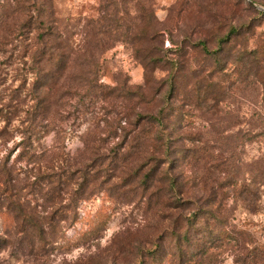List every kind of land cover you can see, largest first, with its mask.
Wrapping results in <instances>:
<instances>
[{"label": "rangeland", "instance_id": "rangeland-1", "mask_svg": "<svg viewBox=\"0 0 264 264\" xmlns=\"http://www.w3.org/2000/svg\"><path fill=\"white\" fill-rule=\"evenodd\" d=\"M250 1L38 0L26 3L31 17L21 18L11 15L15 7L0 9V235L7 239L0 264H176L169 253L178 252L171 229L185 232L181 219L173 225L184 205L174 208L162 181L144 183L151 162L138 169L140 163L117 160L112 151L124 142L127 117L164 104L171 74L178 86L168 102L171 127L210 131L214 141L205 150L220 154L216 163L233 178V187L218 189L231 232L223 234L226 228L216 222L220 238L211 241L202 224L198 233L192 229L200 238L194 242L201 249L197 264H264V184L246 200L239 193L242 180L253 184V173L264 172V97L252 86L237 87L232 57L221 71L214 53L192 48L198 36L211 32L207 46L215 49V36L238 23L251 28L234 36L228 51L264 41V15L257 13L264 6ZM154 29L161 43L152 40ZM40 33L39 51L63 48L68 60L35 59L30 43ZM154 46L165 57L145 75L142 59L152 62ZM176 49L186 52V69L171 61L179 56ZM51 81L64 87L47 96L46 117L40 119L37 97L47 95L40 84ZM196 83L211 84L203 104ZM214 96L217 105L209 108ZM244 134L255 137L248 141ZM183 168L179 163L174 172ZM198 174L223 176L203 165ZM18 204L42 220L47 241L20 238ZM7 228L11 232L4 235Z\"/></svg>", "mask_w": 264, "mask_h": 264}, {"label": "trees", "instance_id": "trees-1", "mask_svg": "<svg viewBox=\"0 0 264 264\" xmlns=\"http://www.w3.org/2000/svg\"><path fill=\"white\" fill-rule=\"evenodd\" d=\"M28 1H32V4H35L38 0H24V2H22V0H0V9L6 8L7 11H10V7L12 6L15 8L12 9L11 15L16 13L20 18L23 15H29L31 17L32 10H29L30 8L26 6ZM17 4H19V6ZM261 4L264 6V0H261ZM257 13L264 15L263 10H257ZM39 23L41 22L38 21L36 24L39 25ZM0 24H2V21ZM249 28H251V26L246 23L233 24L226 35L215 36L214 43H216V48L213 50H209L207 46L208 42L211 41V32L205 36L200 35L195 43L196 46H192V48L195 49L200 47V49L207 54L214 53V58L217 59V64L220 65L221 71L226 69L224 59H226V57H232V60L230 61V63L233 64L231 72L236 76L234 83H236L237 87L239 85L252 86L263 94L262 96L264 97V44L261 43L264 41L255 39L254 42H252V40H249L248 46L243 49L235 50V48H231L228 51L233 37L238 36L242 31H247ZM159 36L160 30L154 29L152 32V40L161 43ZM43 42L44 37L40 33L37 34L36 39L30 43L32 46L31 53H35V59L40 61L42 58H45L46 61H58L60 64L68 60V56L65 54L63 48H59L57 52H50L44 49L39 51L38 48ZM153 50L154 56L151 55L149 57V60H152V62L146 60L144 56L142 59L145 75L148 71H153L152 67H154V69L156 67L158 68L157 64L165 57L161 47L158 48V46H154ZM177 51H179V56L176 60L171 61H176L174 65L178 66V70L186 69V62L184 59L186 52L180 54V49ZM173 75L174 74L169 75L166 79L168 80L170 78L166 96H164V104L156 110L137 112L135 116H133V120H130L127 117V120L125 121L127 127L122 129V141L124 142L116 144V147H114L112 151L115 153L113 157L117 160L131 159L133 162L137 161V163H140V165H137L136 163V168L138 169H142L141 166H146L151 162L152 164L147 167V170L142 174V180L144 183L148 184V187H150L152 185L155 186L156 183L162 181L164 186L157 185L156 189L158 190L162 187V189L171 192L170 197L174 208L181 209L184 205L185 208L182 207V209H184L186 214L184 213V215H182L183 212L180 210V215L173 219V225L181 219L185 225V232L182 233L176 230V226L171 229V232L175 235V247L178 249V252L169 253L171 256V262L173 263L197 264L199 251H201L200 245L194 246V242L200 240V238H196L198 236L196 233L199 232L198 225L202 224L203 228H207V237L211 239V241L220 238L218 237L220 236V232L218 228L215 227V223L221 221L223 227L226 228V226L223 223V216L220 211L222 209V203L218 189L220 187H225V189L233 187V178L232 175H230L231 172L228 167L216 163L220 154H212V152L205 150V148L211 147L214 141L213 139L208 138L210 131L205 133L200 131L190 132L189 130L178 131L171 127L169 121L170 119L172 120L171 116H173V112H169L168 102L172 99L178 87ZM54 82L55 81L51 84L42 82L40 84L42 85L41 87H44L45 89L47 88V95L43 93L44 95L41 94L37 97V106L40 107L37 114L40 115V119L41 116L42 118L46 117L44 115L45 105L50 102V99L47 96L64 87V84L58 87ZM215 85L219 86V83H216ZM210 86L211 84L207 86H203L199 83L195 84V89L197 91L199 90L200 94L197 98L198 100L202 99L199 104L205 103V99L202 97L207 94L208 90L206 89L210 88ZM139 95L143 98L142 94ZM215 98L217 97L214 96L211 98L212 101L210 100V104L207 105L206 103L209 108H213L217 105L214 102ZM206 105L204 106L205 109ZM126 115H128V113ZM124 118H126V116H124ZM179 118L182 119V116H179ZM244 137L249 141L254 138L255 135L244 134ZM186 141L191 144V147L184 146L183 142ZM209 142L211 143L208 144ZM89 145L85 144L86 147H89ZM202 150L204 152H202ZM166 162V168H162L161 164ZM179 163L183 165V170L174 172V169L179 167ZM201 165L211 173H214L215 170L222 172L223 176L213 178L206 174L200 175L198 174V170ZM159 173L164 174V177H157V174ZM253 174L252 179H255L253 184L242 180V185L239 189V193L244 195L243 198L245 200L252 194L257 196L259 186L264 184V172H262V174L257 172ZM188 183H190V186H188ZM227 194H225L223 198H225ZM17 207V213H14V217H16L15 220L18 224L15 228L17 227L16 229L18 233H20V238H25L31 242H34V240L47 241L48 231L47 227L41 223L42 220L32 219L30 214L23 213V209L19 204ZM20 217H22V219H19ZM18 219L20 220V223ZM72 220V224H74L77 221V216L72 218ZM23 221H26L27 223H24ZM210 222L214 223L210 226ZM192 229L195 230V234H192ZM228 230L229 229L227 228L226 231L223 230V234L229 235L231 231ZM10 232L11 231L7 228L4 235L10 234ZM4 238L5 236L0 235V242L2 241L0 243V249L4 245L3 241H7V239ZM184 243L187 246L186 251L182 250V245Z\"/></svg>", "mask_w": 264, "mask_h": 264}, {"label": "water", "instance_id": "water-1", "mask_svg": "<svg viewBox=\"0 0 264 264\" xmlns=\"http://www.w3.org/2000/svg\"><path fill=\"white\" fill-rule=\"evenodd\" d=\"M249 2H250V3H252L250 0H249ZM252 4H253V3H252ZM261 9H263V10H264V7H261Z\"/></svg>", "mask_w": 264, "mask_h": 264}]
</instances>
